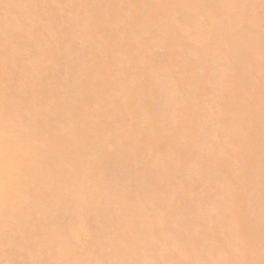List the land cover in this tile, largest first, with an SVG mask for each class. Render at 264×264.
Listing matches in <instances>:
<instances>
[{"label":"rangeland","instance_id":"1","mask_svg":"<svg viewBox=\"0 0 264 264\" xmlns=\"http://www.w3.org/2000/svg\"><path fill=\"white\" fill-rule=\"evenodd\" d=\"M0 264H264V0H0Z\"/></svg>","mask_w":264,"mask_h":264}]
</instances>
